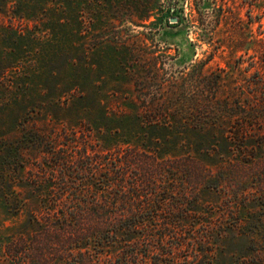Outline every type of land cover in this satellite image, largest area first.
<instances>
[{"label":"rangeland","instance_id":"374dc122","mask_svg":"<svg viewBox=\"0 0 264 264\" xmlns=\"http://www.w3.org/2000/svg\"><path fill=\"white\" fill-rule=\"evenodd\" d=\"M258 44L264 48V0H0V134H26L29 111L31 119L67 126L104 125L132 111L123 97L134 89L132 76L121 65L129 62L131 49L143 48L144 66L135 67L133 77L148 93L156 69L164 77L192 79L200 71L225 69L246 84L254 65L264 61V53H255ZM151 55L155 65L147 59ZM48 100L51 105L41 107ZM10 143L15 157L24 141ZM14 157L10 180L0 183V264L89 263L92 257L69 242L27 233L26 176L36 173V164L29 159L26 170V155L23 167ZM221 158L213 153L203 162L210 166ZM230 163L236 164L227 174L231 186L196 194L200 217L194 221L199 231L212 227L203 232L210 241L198 259L264 264V164Z\"/></svg>","mask_w":264,"mask_h":264},{"label":"trees","instance_id":"16d2710c","mask_svg":"<svg viewBox=\"0 0 264 264\" xmlns=\"http://www.w3.org/2000/svg\"><path fill=\"white\" fill-rule=\"evenodd\" d=\"M257 47L255 53H264ZM133 50L121 63L132 76L134 89L123 96L132 111L104 125L73 126L31 119L29 111L26 134H0V183L10 180V140H23L17 164L24 166L25 155L26 170L29 159L36 164V173L26 176L27 233L56 237L92 257L77 264H202L199 252L210 241L203 232L212 227L199 231L194 221L197 192L229 186L227 174L236 166L230 160L264 164V61L246 84L225 69L200 71L194 79L156 69L153 90L142 93L133 70L146 59L142 47ZM213 153L224 159L209 166L203 156ZM8 194L2 191L5 199Z\"/></svg>","mask_w":264,"mask_h":264}]
</instances>
